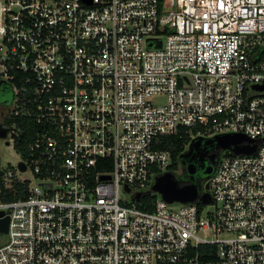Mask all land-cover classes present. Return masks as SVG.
Returning <instances> with one entry per match:
<instances>
[{
	"label": "built area",
	"instance_id": "1",
	"mask_svg": "<svg viewBox=\"0 0 264 264\" xmlns=\"http://www.w3.org/2000/svg\"><path fill=\"white\" fill-rule=\"evenodd\" d=\"M0 132V264H264V0H0ZM177 135L256 149L168 204Z\"/></svg>",
	"mask_w": 264,
	"mask_h": 264
},
{
	"label": "water",
	"instance_id": "2",
	"mask_svg": "<svg viewBox=\"0 0 264 264\" xmlns=\"http://www.w3.org/2000/svg\"><path fill=\"white\" fill-rule=\"evenodd\" d=\"M152 45V41L149 42ZM157 45H160L159 43ZM255 89L258 87L254 86ZM4 132H0V138H4ZM247 141V138L243 135H221L216 136L210 140L196 139L190 142L188 145L189 150L197 148L201 144L213 145L220 151H228L234 155H249L252 154L256 147L242 146L243 142ZM182 156V155H181ZM20 168L24 170V166L20 165ZM189 172H193L192 165L188 166ZM207 173H211V168L207 170ZM153 193L160 197L168 204L180 203H194L199 202L202 205H208L210 203L209 195L202 193L199 187L195 183L181 184L173 172L167 171L164 174L155 178V181L151 185L150 189L145 192V195ZM142 193H137L135 200H139L142 197ZM1 215V214H0ZM8 230V218L0 219V235H5Z\"/></svg>",
	"mask_w": 264,
	"mask_h": 264
},
{
	"label": "flooded vegetation",
	"instance_id": "3",
	"mask_svg": "<svg viewBox=\"0 0 264 264\" xmlns=\"http://www.w3.org/2000/svg\"><path fill=\"white\" fill-rule=\"evenodd\" d=\"M179 157L178 170L176 172L177 179L181 184L195 183L200 190L203 189V185L209 179L214 171L221 151L216 149L213 145L201 144L197 148L192 150L187 149ZM192 165L193 172H189L188 166ZM211 168V173H207V170Z\"/></svg>",
	"mask_w": 264,
	"mask_h": 264
},
{
	"label": "trees",
	"instance_id": "4",
	"mask_svg": "<svg viewBox=\"0 0 264 264\" xmlns=\"http://www.w3.org/2000/svg\"><path fill=\"white\" fill-rule=\"evenodd\" d=\"M191 139L185 135H177L170 138L165 139V143L163 145V149H168L171 153V165L168 168V171L176 174L178 170V160L181 154L187 149L190 144ZM154 197H146L142 200L144 206L148 210H152V202L155 200Z\"/></svg>",
	"mask_w": 264,
	"mask_h": 264
},
{
	"label": "rangeland",
	"instance_id": "5",
	"mask_svg": "<svg viewBox=\"0 0 264 264\" xmlns=\"http://www.w3.org/2000/svg\"><path fill=\"white\" fill-rule=\"evenodd\" d=\"M4 142L5 141L0 138V163L3 166H7L8 163L15 164L19 160V155L11 145L7 148L4 147ZM3 238L4 237H2V239Z\"/></svg>",
	"mask_w": 264,
	"mask_h": 264
}]
</instances>
